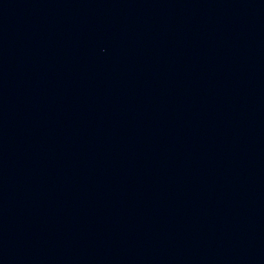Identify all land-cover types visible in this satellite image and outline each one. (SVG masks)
Instances as JSON below:
<instances>
[{"label":"water","instance_id":"obj_1","mask_svg":"<svg viewBox=\"0 0 264 264\" xmlns=\"http://www.w3.org/2000/svg\"><path fill=\"white\" fill-rule=\"evenodd\" d=\"M259 58L264 67V0H244Z\"/></svg>","mask_w":264,"mask_h":264}]
</instances>
